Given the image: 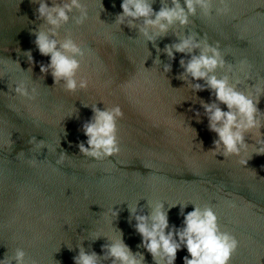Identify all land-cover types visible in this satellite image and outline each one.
I'll list each match as a JSON object with an SVG mask.
<instances>
[{
	"label": "water",
	"instance_id": "obj_1",
	"mask_svg": "<svg viewBox=\"0 0 264 264\" xmlns=\"http://www.w3.org/2000/svg\"><path fill=\"white\" fill-rule=\"evenodd\" d=\"M83 2L89 20L79 28L72 22L65 25L60 38L71 32L82 43L87 54L79 75L90 77L91 83L87 91L70 95L39 71V63L49 58L40 56L33 43V33L43 23L37 19L38 5L0 0V72L6 74L0 77V258L20 247L35 264H73L79 245L101 254L104 236L122 232L131 250L153 264L137 247L140 237L134 221L129 222V206L147 214L148 200L158 199L166 209L169 202L212 206L221 229L240 242L230 264H264V155L252 154L243 167L235 157L207 153L216 139L201 107V101L210 102L209 92L194 93L178 79L181 54L169 61L163 51L189 34L199 39L206 35L209 44L219 43L226 63L249 62L252 80L239 86L246 91L264 80V3L228 0L229 15L191 18L186 28L170 29L153 45L135 29L114 24L121 0ZM159 7L157 0L154 11ZM28 51L34 61L31 71ZM169 63L171 71L165 73ZM22 78L38 90L31 104L10 91L11 81ZM92 104L101 110L118 104L124 113L118 121L121 151L111 161L95 163L79 153L77 144L86 140L80 128L92 116ZM257 107L264 113V96ZM33 138L47 147L31 151ZM245 142L255 143L250 136ZM21 152L24 157L18 156ZM61 154L66 160L57 164ZM28 159L40 163L32 167ZM111 208L118 212L116 218L107 216ZM192 210L190 203L184 209ZM179 212V206L168 210L170 224L181 225ZM94 231L102 232V238L92 242ZM185 255L186 250L178 252L176 264Z\"/></svg>",
	"mask_w": 264,
	"mask_h": 264
},
{
	"label": "clouds",
	"instance_id": "obj_2",
	"mask_svg": "<svg viewBox=\"0 0 264 264\" xmlns=\"http://www.w3.org/2000/svg\"><path fill=\"white\" fill-rule=\"evenodd\" d=\"M32 2L38 5L37 19L43 22L40 30L33 33V43L40 56L49 58L46 64L38 65L41 75H51L54 85L67 94L87 91L91 79L79 75L81 65L85 62L86 49L81 42L73 39L71 32L60 38V31L65 25L72 22L79 28L89 20L85 3L83 0ZM156 2L121 0V12L116 15L114 24L135 29L145 42L155 45L157 38L166 36L170 29L186 28L191 18L199 16L204 20H212L213 16H227L231 11L228 0H159V10L154 11L153 5ZM261 2L264 3V0ZM100 7L103 11L102 5ZM105 38L110 39L108 33H105ZM163 51L169 61L175 60V54H181L179 65L183 72L178 79L184 80L194 93L209 92L210 102L201 101V107L207 119L208 131L215 134L216 139L213 149L207 153L212 157L223 156L224 159L235 157L243 167L252 154L264 155V136L261 134L264 113L257 107L260 97L264 96V80H257L246 91L239 87L252 80L249 62L242 59L236 65L226 63L218 42L209 44L206 35L199 39L195 33L180 38L177 43L166 45ZM25 55L30 65L28 71H31L34 63L31 51ZM183 57H187V60ZM171 67V63L166 64L164 72H170ZM217 71L226 74L217 76ZM5 75L0 72V77ZM10 91L29 104L35 102L39 95L37 88L30 86L29 81L23 78L11 81ZM221 105L226 110H222ZM84 106L89 107L87 104ZM90 107L92 116L80 128L86 140L77 144L79 153L95 163L111 161L110 158L116 157L121 151L118 121L124 118V113L118 104L104 106L103 110L96 104ZM72 115L73 112L69 117ZM76 115L78 118V113ZM193 115L200 122L201 113L196 111ZM179 124L184 127V124ZM188 130L195 135L193 129ZM246 136H250L255 143H246ZM29 143L34 152L47 147L44 141L35 138ZM18 156L24 157V153ZM65 160V155L61 154L56 163L63 164ZM27 163L35 167L40 162L28 159ZM189 203L193 210L185 213L184 209ZM189 203L169 202L166 209L163 201L148 200L150 211L147 214L143 210L138 212L134 205H130L129 222L134 221V231L140 237L137 247L151 256L153 264H176L177 253L182 250L187 252L182 258V264H230L240 242L233 234L221 229L212 206ZM177 206L182 217L180 226L170 224L168 218V210ZM107 216L116 218L118 212L111 208ZM89 236L95 242L102 238V232L94 231ZM104 238L107 242L101 246V254L94 250L86 251L82 244L79 245L77 254L72 258L73 264H145L144 254L139 251L134 253L124 242L122 232ZM67 247L69 251L72 250V247ZM0 264H35V261L27 257L23 248L17 247L11 254L9 251L5 253L0 258Z\"/></svg>",
	"mask_w": 264,
	"mask_h": 264
}]
</instances>
